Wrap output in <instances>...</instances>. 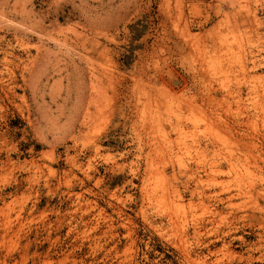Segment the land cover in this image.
I'll list each match as a JSON object with an SVG mask.
<instances>
[{"label":"rangeland","instance_id":"rangeland-1","mask_svg":"<svg viewBox=\"0 0 264 264\" xmlns=\"http://www.w3.org/2000/svg\"><path fill=\"white\" fill-rule=\"evenodd\" d=\"M0 75V264H264V0H0Z\"/></svg>","mask_w":264,"mask_h":264},{"label":"bare ground","instance_id":"bare-ground-1","mask_svg":"<svg viewBox=\"0 0 264 264\" xmlns=\"http://www.w3.org/2000/svg\"><path fill=\"white\" fill-rule=\"evenodd\" d=\"M96 45V44H95ZM6 52H8V51H6ZM5 52V53H6ZM5 57V56H4ZM90 59V58H89ZM93 59H91V61H92ZM4 61V60H3ZM86 61V60H85ZM5 62V61H4ZM91 68V67H90ZM98 68V67H97ZM96 70V69H95ZM94 70V71H95ZM96 72V71H95ZM91 74V73H90ZM97 74V73H96ZM92 75H94V74H92ZM1 76V75H0ZM4 77V76H3ZM10 77V76H9ZM8 77V78H9ZM95 77H96V75H95ZM14 78V77H13ZM92 80V79H91ZM97 80V79H96ZM9 81V80H8ZM1 82V81H0ZM4 82V81H3ZM2 82V83H3ZM7 83V82H6ZM10 83V82H9ZM14 84V83H13ZM11 88V87H10ZM98 88V87H97ZM96 88V89H97ZM8 89V87L6 86V90ZM1 90V89H0ZM2 90H5V88L4 89H2ZM10 91V90H9ZM97 92V91H96ZM92 93V92H91ZM99 93V92H98ZM12 94H13V92H12ZM11 94V95H12ZM98 95V94H97ZM6 96V95H5ZM7 96H8V94H7ZM99 97V96H98ZM94 99V98H93ZM89 101H91V100H89ZM187 101H189V100H187ZM192 101V100H191ZM191 101H189V102H191ZM188 102V103H189ZM193 102V101H192ZM199 102H201L202 104H199L200 106H202V107H207L208 106V102H205L204 100H202V101H199ZM182 104V103H181ZM180 104V105H181ZM194 104V103H193ZM183 106V105H182ZM188 106H189V104H188ZM195 106H196V104H195ZM99 107H100V105H99ZM185 107H187V105H185ZM190 107V106H189ZM201 107V108H202ZM180 107H178V110L180 111V109H179ZM196 108H199V107H196ZM186 109H188V108H186ZM192 109L194 110V105L192 106ZM207 109V108H206ZM87 110V109H86ZM197 110V109H196ZM200 111H201V109H200ZM206 111V110H205ZM86 112V111H85ZM88 112V111H87ZM202 112H203V110H202ZM128 113V112H127ZM136 113V112H135ZM204 113V112H203ZM207 113V112H206ZM88 114V113H87ZM99 114V113H98ZM84 115H86V114H84ZM89 116H94V115H92V113H91V115H89ZM88 116V117H89ZM87 117V115H86V118L87 119H89ZM81 119L83 118V116L82 117H80ZM95 118H97V117H95ZM175 119H177V117H175ZM174 119V120H175ZM85 120V119H84ZM81 120H79V122H80ZM89 121H90V119H89ZM91 121H92V119H91ZM176 121V120H175ZM177 121H178V119H177ZM74 122V121H73ZM78 122V123H79ZM82 122V121H81ZM84 122V121H83ZM133 122V121H132ZM131 122V123H132ZM171 122V121H170ZM77 123V122H76ZM157 123V122H156ZM172 123H173V121H172ZM153 124H154V122H153ZM73 125V124H72ZM72 125H71V127H72ZM88 125V124H87ZM156 125V124H155ZM177 125H178V123H177ZM81 126V125H80ZM160 126V125H159ZM174 126V125H173ZM175 128V127H174ZM72 129V128H71ZM70 129V130H71ZM154 129V128H153ZM176 129V128H175ZM178 129L180 130V129H182V127H180V126H178ZM73 131V130H72ZM88 131V130H87ZM134 131V130H133ZM178 131V130H177ZM169 132V131H168ZM156 133V132H155ZM69 135V134H68ZM136 135V134H135ZM158 135V134H157ZM157 135H156V137H157ZM165 135V134H164ZM196 135V134H195ZM81 136V135H80ZM84 136V135H83ZM85 136H88V134L87 135H85ZM155 136V135H154ZM161 136V135H160ZM165 137V136H164ZM85 138V137H84ZM87 138V137H86ZM161 139V138H160ZM167 139V138H166ZM74 140V139H73ZM72 140V141H73ZM83 140H85V139H83ZM140 140V139H139ZM154 140V139H153ZM156 140V139H155ZM154 140V141H155ZM171 140V139H170ZM82 141V140H81ZM197 141V140H196ZM195 141V142H196ZM164 142V141H163ZM162 142V143H163ZM169 142H171V141H169ZM199 142V141H198ZM159 143V142H158ZM175 143V142H174ZM156 144V143H155ZM171 144V143H170ZM150 145V144H149ZM175 145V144H174ZM152 146V145H151ZM95 147V146H94ZM161 147V146H160ZM186 147V146H185ZM172 148V147H171ZM179 148V147H178ZM209 148L211 149V143H210V141H208L206 144H205V147H204V149L203 150H200L199 151V156L200 157H202L204 154H205V152H207L206 150H209ZM182 149V148H181ZM182 151H184V149L182 150ZM153 152V151H152ZM159 152V151H158ZM151 153V152H150ZM165 153V152H164ZM168 153V152H167ZM196 153V152H195ZM147 154H149V153H147ZM162 154V153H161ZM153 155V154H152ZM163 155V154H162ZM146 156V155H145ZM190 156V155H189ZM193 156V155H192ZM206 156V155H205ZM88 157V156H87ZM164 157V156H163ZM167 157V156H166ZM176 157V156H175ZM182 157V156H181ZM211 157V156H210ZM168 158H170V157H168ZM180 158V157H179ZM191 158V157H190ZM195 158V157H194ZM198 158V157H197ZM138 159V158H137ZM146 159V158H145ZM186 159V158H185ZM147 160V159H146ZM211 160V159H210ZM149 161V160H148ZM196 161H198V162H196L195 164H194V166H193V170L191 171V169L189 168V166L187 165V164H185V168L188 170L187 172L188 173H190V176H189V182H187L186 184H187V186L185 187V185H184V189L185 190H187V188H188V186H190V185H192V188L193 189H191L192 191V194L194 195V197H196L197 198V200L199 201V202H201L202 201V199H205L206 201H208L209 203L210 202H214V203H220V204H226V207H228V208H230V206H231V203L234 201V200H236L237 198H239V197H241V196H244V193L242 192V191H238V192H233V191H231V190H226V191H224L222 194H220V195H214V193L213 192H211V188H209V183H207V180H203L202 179V177L203 176H209V175H211L212 174V171H213V168H214V165H213V163H212V161L211 162H209V159H208V164H206L205 162H203L202 160L201 161H199V160H196ZM185 163V162H184ZM151 164V163H150ZM149 164V165H150ZM162 164V163H161ZM162 166V165H161ZM178 166V165H177ZM148 167H150V166H148ZM165 167V166H164ZM183 167V166H182ZM154 168V167H153ZM153 168H151V169H153ZM137 169V168H136ZM155 170V169H154ZM132 171V170H131ZM149 171V170H148ZM157 171H159L158 169H157ZM191 171V172H190ZM156 172V171H155ZM147 173V172H146ZM145 173V174H146ZM184 173V172H183ZM85 174V173H84ZM164 174V173H163ZM161 175V174H160ZM189 175V174H188ZM166 176V175H165ZM172 176V175H171ZM163 178H165V177H163ZM143 179V178H142ZM158 179V178H157ZM143 182H144V180H143ZM146 183V182H145ZM160 183V182H159ZM164 183V182H163ZM161 184V183H160ZM170 184V183H169ZM162 185V184H161ZM171 185V184H170ZM163 186V185H162ZM161 186V187H162ZM171 186H173V185H171ZM165 187V186H164ZM163 187V188H164ZM174 187V186H173ZM172 187V188H173ZM177 187V186H176ZM172 188H170V190L172 189ZM161 189V188H160ZM176 189H178V188H176ZM175 188H174V190H176ZM141 190V189H140ZM159 189H157V191H158ZM163 190V192H164V190H166V189H162ZM142 191V190H141ZM154 191V190H153ZM167 191V190H166ZM161 192V191H160ZM163 192H161V193H163ZM175 192V191H174ZM147 193V192H146ZM167 193V192H166ZM165 193V194H166ZM173 193V192H172ZM187 193V192H186ZM153 194V193H152ZM157 194V193H156ZM110 196V195H109ZM162 196V195H161ZM142 197V196H141ZM145 197H147V196H145ZM163 197H164V195H163ZM167 197V196H166ZM146 200H148L147 198H145ZM169 200V199H168ZM162 201V200H161ZM89 202V201H88ZM150 202V201H149ZM159 202V201H158ZM172 202H173V200H172ZM176 202V201H175ZM190 202H192V201H190ZM189 201H188V203L189 204H191ZM188 203H187V207H188ZM150 204V203H149ZM159 204V203H158ZM233 204V203H232ZM152 205V204H151ZM110 206V205H109ZM190 206V205H189ZM77 208H78V206H76ZM89 207V206H88ZM162 207V206H161ZM164 207V206H163ZM180 207V206H179ZM164 208H166V207H164ZM170 208V207H169ZM140 210V209H139ZM163 210H165V209H163ZM208 210V209H207ZM215 210V209H214ZM204 211V210H203ZM161 212V211H160ZM165 212V211H164ZM163 212V213H164ZM172 212V211H171ZM99 213V212H98ZM166 213V212H165ZM162 215V214H161ZM160 215V216H161ZM172 215V214H171ZM159 216V217H160ZM219 216H220V214H219ZM168 217H169V214H168ZM175 217V216H174ZM217 217H218V215H217ZM99 218V217H98ZM173 218V217H172ZM95 219V218H94ZM241 219H243L242 217H241ZM167 220H171V219H167ZM175 220V219H174ZM145 221V220H144ZM210 220H208V222H209ZM230 221V220H229ZM237 221H238V219H237ZM167 223L170 225L171 223H172V221H171V223H169V221H167ZM180 223V222H179ZM149 225V224H148ZM181 225V224H180ZM179 225V226H180ZM246 225V224H245ZM122 226V225H121ZM171 226H173L174 227V223H173V225L171 224ZM179 226H177V227H179ZM127 227V226H126ZM149 227V226H148ZM156 227H158V226H156ZM181 227V226H180ZM172 228V227H171ZM155 229V228H154ZM82 230V229H81ZM173 230V229H172ZM240 230V229H239ZM180 232V231H179ZM178 232V233H179ZM180 235V234H179ZM186 234H184V235H182V237L183 236H185ZM180 237H181V235H180ZM182 237H181V239H182ZM186 238V236L185 237H183V239H185ZM180 239V240H181ZM207 240V239H206ZM246 240V239H245ZM186 241V240H185ZM182 242V241H181ZM184 242V241H183ZM182 242V243H183ZM176 247V246H175ZM228 249V248H227ZM218 250V249H217ZM185 251H186V249H185ZM214 252V251H213ZM215 252H217V251H215ZM214 252V253H215ZM227 251H225V253H226ZM212 253V252H211ZM223 253V252H222ZM197 257V256H196ZM198 259V258H197ZM203 259V258H202ZM202 259H200V260H202ZM194 261V260H193Z\"/></svg>","mask_w":264,"mask_h":264}]
</instances>
